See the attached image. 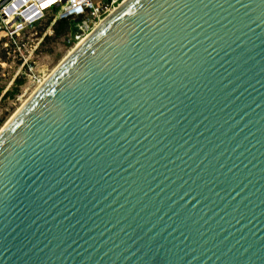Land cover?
<instances>
[{
  "label": "water",
  "instance_id": "obj_1",
  "mask_svg": "<svg viewBox=\"0 0 264 264\" xmlns=\"http://www.w3.org/2000/svg\"><path fill=\"white\" fill-rule=\"evenodd\" d=\"M0 264H264V0H124L0 130Z\"/></svg>",
  "mask_w": 264,
  "mask_h": 264
},
{
  "label": "rangeland",
  "instance_id": "obj_2",
  "mask_svg": "<svg viewBox=\"0 0 264 264\" xmlns=\"http://www.w3.org/2000/svg\"><path fill=\"white\" fill-rule=\"evenodd\" d=\"M119 1L120 5L124 0ZM51 21V16L47 15L13 39L0 30V130L91 32H84L82 22L74 19L72 29L56 37L51 29ZM45 36L48 38L44 39Z\"/></svg>",
  "mask_w": 264,
  "mask_h": 264
},
{
  "label": "built area",
  "instance_id": "obj_3",
  "mask_svg": "<svg viewBox=\"0 0 264 264\" xmlns=\"http://www.w3.org/2000/svg\"><path fill=\"white\" fill-rule=\"evenodd\" d=\"M119 3V0H101L98 3L92 0H0V30L13 39L50 15L51 28L57 20L77 19L82 22V30L89 33ZM15 4L20 5L19 10H16Z\"/></svg>",
  "mask_w": 264,
  "mask_h": 264
},
{
  "label": "trees",
  "instance_id": "obj_4",
  "mask_svg": "<svg viewBox=\"0 0 264 264\" xmlns=\"http://www.w3.org/2000/svg\"><path fill=\"white\" fill-rule=\"evenodd\" d=\"M74 20L72 19H69V18H65V19H61V20H57L53 25H52V30H53V33L56 37H60V36H63L65 34H67L68 30L72 29L73 25L75 24L73 22ZM81 21V20H80ZM80 22L77 23V25L79 24ZM76 32V30H75ZM48 38L47 36H45L44 39ZM16 82L18 83H21L20 80L16 79L15 80Z\"/></svg>",
  "mask_w": 264,
  "mask_h": 264
},
{
  "label": "bare ground",
  "instance_id": "obj_5",
  "mask_svg": "<svg viewBox=\"0 0 264 264\" xmlns=\"http://www.w3.org/2000/svg\"><path fill=\"white\" fill-rule=\"evenodd\" d=\"M16 6H17V7H16ZM15 7L17 8L16 10H19L20 5L18 6L17 4H15ZM13 9H15V8H13ZM84 38H85V37H84ZM84 38H83V39H84ZM81 42H82V40L77 44V46H78ZM77 46H76V47H77ZM71 52H72V51H71ZM71 52H70V53H71ZM14 115H15V114H14ZM14 115H13V116H14ZM11 119H12V118H11ZM11 119H10V120H11ZM10 120H9V121H10ZM9 121H8V122H9ZM8 122H7V123H8ZM7 123H6L5 125H7ZM1 129H2V128H1Z\"/></svg>",
  "mask_w": 264,
  "mask_h": 264
},
{
  "label": "crops",
  "instance_id": "obj_6",
  "mask_svg": "<svg viewBox=\"0 0 264 264\" xmlns=\"http://www.w3.org/2000/svg\"><path fill=\"white\" fill-rule=\"evenodd\" d=\"M93 2H95V3H98V2H100L101 0H92ZM17 7V6H16Z\"/></svg>",
  "mask_w": 264,
  "mask_h": 264
}]
</instances>
